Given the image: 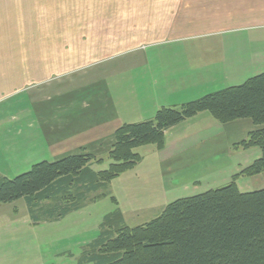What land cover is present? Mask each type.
Segmentation results:
<instances>
[{"label":"crops","instance_id":"crops-1","mask_svg":"<svg viewBox=\"0 0 264 264\" xmlns=\"http://www.w3.org/2000/svg\"><path fill=\"white\" fill-rule=\"evenodd\" d=\"M110 25H116L113 32H109ZM81 38L92 41L85 51L76 42ZM64 39L70 42L63 43ZM81 54L115 57L119 67L109 65L108 73L83 88L98 81L110 84L116 73L125 79L133 71L149 69L150 78L142 81V75L141 84L134 86L132 107L127 108L122 98L108 102L92 97L94 90L91 95V102L102 103L105 108L101 110L108 108L114 121L120 122L118 126L124 123L123 114L147 120L158 108L183 102L177 101L182 97L194 100L264 72V0H0L1 167H10L11 152L19 160L26 158V143L33 135L47 134L45 129L29 128L32 122L27 124L26 113L31 107L72 87L81 89L76 80L70 86L55 83L47 87L48 81L62 73L77 70L62 56ZM27 91L31 104L19 106L22 114L18 118L6 104ZM110 103L115 104L116 115ZM205 116L202 112L170 128L166 136H178L160 151L162 159L200 143L187 126ZM63 131L55 129V139L48 141L45 136V143L55 144ZM75 132L68 131L70 135ZM6 175L0 170L1 178Z\"/></svg>","mask_w":264,"mask_h":264},{"label":"rangeland","instance_id":"rangeland-1","mask_svg":"<svg viewBox=\"0 0 264 264\" xmlns=\"http://www.w3.org/2000/svg\"><path fill=\"white\" fill-rule=\"evenodd\" d=\"M103 26L107 27L100 25V28ZM115 27L116 25H110L109 32H113ZM83 35L87 36L86 32ZM84 38L77 39L76 42L85 51L92 41ZM62 42L70 40L64 39ZM67 57L62 56L61 59L73 63L77 70L62 73L57 79L48 81L47 87L55 83L70 86L75 80L78 87H81L93 78L108 73L105 68L109 65L119 69L116 66L118 63L114 64L117 58L111 56L93 57L81 54L77 57ZM118 74L116 73L110 84L98 81L94 86L85 87L87 89L70 87V91L49 97L45 102L27 111L26 122H32L29 128L47 130L45 136L48 141L55 139V129L64 130V135L61 139L58 136L55 144L48 141L45 143V136L33 135V140L26 143V158L23 157V160H19L18 156L11 152L13 157L10 167L0 166V170L4 171L9 179L27 172L39 161H55L68 154L85 151L95 155L90 166L100 176L98 183H104V186L95 191L78 190L73 186L68 193L59 196V199H46L37 203L32 211L28 209L25 199L1 203L0 264H93L90 262L93 255L110 253L104 245L97 246V239L102 230L117 233L125 226L133 228L147 224L174 200L227 185L234 175L261 156L258 146H240L249 132L258 127L251 120L239 119L222 124L211 113L206 112L208 116L193 120L187 126L196 133L200 143L178 151L171 159H168L169 156L162 159L160 151L167 147L170 139L178 136L176 133L166 136L170 130L168 129L164 132L165 141L162 148H158L156 144L139 146L134 150L141 156L140 162L108 180L105 172H108L115 162L110 156L115 129L125 123L141 121L123 114L124 123L118 126L120 122L114 121L116 117L112 116L108 108L101 110L105 108L102 103L91 102L92 91L94 90L92 97L106 98L108 102L116 100L117 97L122 98L127 101L128 108L135 102L134 86L141 84V76H144L142 81L150 78L149 69L144 72L133 71L125 79ZM130 91L132 95H129ZM182 100L183 102L172 106L178 107L191 101L184 97L177 101ZM30 101L27 91L10 100L6 107L13 109L20 118L22 112L18 109L19 106L26 103V106L30 107ZM116 102L119 103V100ZM11 104L15 107L12 108ZM92 104H95L96 111L101 114L93 115L96 111L91 109ZM110 104L112 105L109 107L114 111L115 104ZM113 113L116 115L115 111ZM26 128L29 129L27 125ZM68 131L77 132L70 135ZM3 140L0 135V143ZM235 182L242 192L263 189L264 174H244ZM63 209L68 211L61 216ZM116 211H120L124 222L120 223L119 217H116L111 225L104 224L102 227L105 218L112 216Z\"/></svg>","mask_w":264,"mask_h":264},{"label":"trees","instance_id":"trees-1","mask_svg":"<svg viewBox=\"0 0 264 264\" xmlns=\"http://www.w3.org/2000/svg\"><path fill=\"white\" fill-rule=\"evenodd\" d=\"M201 112L211 113L222 124L251 120L258 127L249 132L240 146H258L261 156L227 185L174 200L147 224L125 226L117 233L102 230L97 246L104 245L110 253L95 254L90 262L264 264V188L242 192L235 182L244 174H264V127H260L264 125V72L178 107L163 106L152 119L120 125L113 133L110 151L115 162L105 175L109 180L133 168L141 160L134 149L147 144L162 148L165 131ZM94 157L81 151L55 161H39L10 179L0 177V204L25 199L32 211L37 203L59 199L73 186L78 190H97L104 183H98L100 176L90 166ZM67 211L63 209L61 216ZM116 217L124 222L120 211H116L105 218L102 227L111 225Z\"/></svg>","mask_w":264,"mask_h":264}]
</instances>
